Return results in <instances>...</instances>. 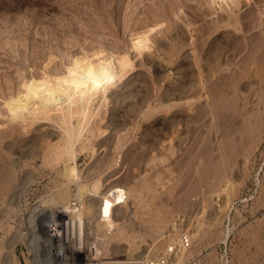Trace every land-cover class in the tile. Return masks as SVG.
Instances as JSON below:
<instances>
[{
	"label": "rangeland",
	"instance_id": "rangeland-1",
	"mask_svg": "<svg viewBox=\"0 0 264 264\" xmlns=\"http://www.w3.org/2000/svg\"><path fill=\"white\" fill-rule=\"evenodd\" d=\"M75 58L109 66L82 125L79 94L70 119L68 98L11 122L27 79L62 82ZM0 113V264L42 263L33 228L49 214L80 220L95 259L107 238L104 264L156 256L181 232L192 247L173 264H217L225 241L232 264H264V0H0Z\"/></svg>",
	"mask_w": 264,
	"mask_h": 264
},
{
	"label": "bare ground",
	"instance_id": "bare-ground-1",
	"mask_svg": "<svg viewBox=\"0 0 264 264\" xmlns=\"http://www.w3.org/2000/svg\"><path fill=\"white\" fill-rule=\"evenodd\" d=\"M142 41V40H141ZM6 42V41H5ZM8 42V41H7ZM144 42V41H143ZM138 43V42H137ZM141 42H139V46L142 44H140ZM10 45V44H9ZM136 46L135 45V47H139V46ZM143 45V44H142ZM142 47V46H141ZM80 56V55H79ZM78 56V57H79ZM84 57V56H83ZM80 58V57H79ZM89 58V57H88ZM96 58V57H95ZM52 61V60H51ZM53 62V61H52ZM55 62V61H54ZM124 62V61H123ZM98 63V62H97ZM110 63V62H109ZM64 64V63H63ZM100 64V63H99ZM106 64H108V62L106 63ZM62 65V64H61ZM123 65H125V64H123ZM129 65V64H128ZM48 67V66H47ZM65 67V66H64ZM125 67H126V65H125ZM70 68V67H69ZM49 69V68H48ZM123 70L124 69H126V68H122ZM49 71V70H48ZM48 71H46V72H48ZM69 71V73L67 74L68 76L66 77L65 76V78L64 79H62V82H61V80L60 79H57V80H54V81H56V82H54L55 84H52L51 82H52V79H50V77H48L49 79H47L46 77V80H44L43 79V81H39V79H37V81H36V79L34 80L33 79V77H32V81H28L29 80V78L27 79V82L26 83H24V88H26L28 91L24 94H20V95H18L17 96V98H15V99H10L11 101H10V106L12 107V110L11 111H9V109H8V111H9V113H10V115H11V122H13V123H17V124H20V125H22L23 127H25V128H27V126H28V123L30 122H32V120H35V117H33V115H34V112H39V111H46V110H53V111H56V110H59L60 108H61V110H62V108L63 107H61V105L62 104H64V103H62L65 99H68V98H71L73 101H74V103H73V105H72V107H71V105L69 106V108H66L64 111H65V115H66V117L68 118V119H70L71 117H73L74 116V114L75 115H78L77 114V111H76V109L78 108V107H75V97L79 94V95H81V96H83L84 97V103H86L84 106H81V108H82V111H84V113H82V115L81 114H79V115H81V118H79V119H81L80 120V125H82V123H83V120L85 121V116H87L88 114V110H89V108H87V105L89 106V103L88 102H90V101H88L89 100V98H88V96H86V93H87V89H89V91H91V89H93V87L96 85V81H95V77H98V82H97V84L100 86V87H103V86H106L107 84H109L110 82H109V77H108V71H109V66L108 65H93V63L90 61V60H88V59H76L75 58V60H74V64H73V66L70 68V70H68ZM125 71V70H124ZM122 73V72H121ZM46 74V73H45ZM124 75V74H123ZM6 80V79H5ZM49 80H51V82L49 81ZM26 81V80H25ZM49 81V82H48ZM61 82V83H60ZM12 83V82H11ZM23 86V85H22ZM23 88V87H22ZM99 88V87H98ZM104 89V88H103ZM92 92V91H91ZM18 93V92H17ZM94 93V92H93ZM93 93H91L90 95L92 96V94ZM89 95V96H90ZM16 97V96H15ZM91 100V99H90ZM4 103V102H3ZM81 105V104H80ZM64 106V105H63ZM65 106H67L68 107V105H66L65 104ZM77 106V105H76ZM3 107H5V105H3ZM70 107H71V109L72 110H70ZM79 109V108H78ZM50 110V111H51ZM8 111H6V109H5V112H8ZM76 111V112H75ZM80 111V110H79ZM47 112V111H46ZM49 113H51V112H49ZM59 113V112H58ZM79 113V112H78ZM1 114V113H0ZM48 114V113H47ZM47 114H46V116H47ZM60 114V113H59ZM6 115V114H5ZM9 115V116H10ZM38 116V115H37ZM8 117V116H7ZM43 117V116H42ZM53 117V116H52ZM60 118V117H59ZM64 118H65V116H64ZM87 118V117H86ZM41 119H43V118H41ZM46 119V118H45ZM50 119V118H49ZM52 119V118H51ZM61 119V118H60ZM39 120V119H38ZM38 120H35L36 122L38 121ZM65 121H67V119H64ZM88 120V119H87ZM40 121V120H39ZM53 121H54V119H53ZM60 122H62V121H60ZM64 122V121H63ZM8 123V122H7ZM42 123V122H41ZM65 123V122H64ZM66 123H68V122H66ZM78 123V122H77ZM77 123H76V125H77ZM36 124V123H35ZM30 125V124H29ZM33 125H34V123H33ZM75 125V126H76ZM17 126V125H16ZM32 126V125H31ZM29 127V126H28ZM21 128V130H22V127H20ZM24 128V129H25ZM74 128H76V127H74ZM82 128H84V127H82ZM11 129H13V128H11ZM24 129H23V131H24ZM60 129V128H59ZM20 130V131H21ZM26 130H29V128L28 129H26ZM25 130V131H26ZM47 130V129H46ZM64 130V129H63ZM82 130H84V129H82ZM12 131V130H11ZM23 131H22V133L21 134H23ZM66 131V130H65ZM74 131H77V132H74V134L75 135H78V134H80V131H81V127L80 126H78L77 125V129L75 130L74 129ZM91 131V130H90ZM13 132V131H12ZM82 132H84V131H82ZM16 133V136H17V133H18V130H17V132H15ZM13 134V133H12ZM12 134H10L11 136H12ZM27 134V133H26ZM68 134V133H67ZM14 135V134H13ZM25 135V134H24ZM41 135H43V134H41ZM48 135V134H47ZM87 135V134H86ZM6 136V135H5ZM16 136H14V137H16ZM27 136H28V134H27ZM38 136V135H37ZM56 136V135H55ZM69 136V135H68ZM78 136H81L82 137V134H80V135H78ZM41 137V136H40ZM50 137V136H49ZM66 137V136H65ZM76 137V136H75ZM74 137V138H75ZM92 137V136H91ZM3 138V137H2ZM77 138V137H76ZM83 138V137H82ZM81 138V139H82ZM5 139V138H4ZM60 139V138H59ZM87 140V139H86ZM50 141V140H49ZM60 141H61V139H60ZM51 142V141H50ZM49 142V143H50ZM58 142V141H57ZM41 143V142H40ZM59 143V142H58ZM51 144V143H50ZM57 145H59V144H57ZM48 146V145H47ZM55 146V145H54ZM49 147V146H48ZM52 147H53V144H52ZM60 147V148H59ZM58 147V149H56L55 147V149L57 150V152L58 151H60V150H62L63 152H66V153H69L68 151H67V149L66 148H61V146H59ZM36 148V147H35ZM49 148H51V147H49ZM48 148V149H49ZM25 149V148H24ZM70 149V148H69ZM36 150V149H35ZM52 150H53V148H52ZM32 151V150H31ZM50 151V150H49ZM54 152H55V150H53ZM82 151V150H81ZM60 153V152H59ZM71 153V152H70ZM49 155H50V153H49ZM33 156V155H32ZM57 156V155H56ZM58 156H59V154H58ZM68 156H71L70 154L68 155ZM32 158V157H31ZM41 158V157H40ZM60 159L61 158H59L58 157V160L60 161ZM71 160H72V157L70 158ZM57 161V160H56ZM45 162V161H44ZM72 162V161H71ZM71 166V165H70ZM67 169V168H66ZM65 173H66V171H65ZM65 173H64V175H65ZM67 178L69 179V180H73L74 178H75V169H74V166H72L71 168H69V170H68V172H67ZM67 179V180H68ZM68 180V181H69ZM70 181V182H71ZM99 183V182H98ZM99 187L96 185V183L90 188H87V187H85V186H81V187H79L78 188V190H77V192L75 193V198L77 199V200H81L83 197H85V195L87 194V193H90V195L91 196H98L99 195ZM62 192V191H61ZM100 197H102V193H101V196ZM118 197L117 196H115L114 194L113 195H109V196H106V197H104L103 198V201L105 202V203H107V206H108V204H109V206H111L112 204L114 205L115 204V201H116V199H117ZM109 206H108V208L107 209H110L109 208ZM63 208H64V206H63ZM105 208H106V205H105ZM104 208V209H105ZM111 209H113V207L111 208ZM75 210V208H74V206H71V208L69 209V205H66L65 206V209L64 210H62V212L60 213V217H65V216H67V215H65V212L66 213H68V212H72V211H74ZM46 211H48V210H45V209H43V210H41V213L44 215V212H46ZM103 211V210H102ZM101 211V212H102ZM111 211V210H110ZM109 211V212H110ZM105 212H106V210H105ZM104 212V213H105ZM104 213H103V216H104ZM48 214H49V211H48ZM69 214V213H68ZM102 214V213H101ZM107 214V213H106ZM105 214V215H106ZM110 214V213H109ZM109 214H107V215H109ZM112 214V213H111ZM50 216V214L47 216V217H44L43 219H41L40 221H39V223L38 224H35L34 225V237H35V239L40 243L41 242V248H40V252L37 250H35V252H34V254L39 258V260L42 262L41 264H52V259H51V257H50V254H49V245H50V242L53 240V242H58V246H59V249H60V251H62L63 249H65L66 250V252H67V249H66V246H65V243H67L66 242V237H65V233H67V237H68V240L70 239V234H71V230H73V232H74V234H76V235H80V229L82 228V222L79 220L78 221V219H76L75 221L73 220V221H70V220H66L65 221V223L63 224V222H62V220L60 219H58V217L56 218V217H49ZM111 216V215H110ZM43 217V216H42ZM49 217V218H48ZM68 217V216H67ZM72 220V219H71ZM52 230H57L56 231V235L53 237V239H52V237L49 235L50 234V232L52 231ZM60 230H61V234H59V232H60ZM67 230H68V232H67ZM57 232H58V234H57ZM137 234V233H136ZM186 234L189 236H187L188 237V242H189V247L187 248V247H183V248H180V253H182V252H184V251H188V250H190V248L192 247V240H191V236H190V234H188L187 232H186ZM60 236H62L61 238H60ZM104 238H105V236H104ZM107 238H105V240H106ZM83 240H87L86 239V237H85V239H84V237H83ZM104 239H102V238H99V240H97L96 242L97 243H95V247H97V249L99 250V257L100 258H102V259H107L110 255H109V253H110V251H109V244L105 241ZM89 241V240H88ZM107 241H108V239H107ZM110 241V240H109ZM176 241H178V240H176ZM175 241V242H176ZM93 242H95V241H93ZM174 242V243H175ZM174 243H170V244H168L167 246H166V248H165V251L164 252H166L167 251V249L169 248V247H173V245H174ZM38 244V243H37ZM218 245V244H217ZM185 246V245H184ZM89 247H90V244H89ZM135 247V246H134ZM129 250V249H128ZM68 253V252H67ZM90 253L93 255V253H92V250L90 251ZM179 253V254H180ZM179 254H177V255H179ZM94 257V256H93ZM110 258V257H109ZM140 258L138 257V259L137 258H134V259H132V261H130V263L129 264H140L139 262H138V260H139ZM104 260V263H107V261L109 260V259H107L106 261ZM191 260H194V263H192V264H201V260L199 259H197V258H190V260L189 261H191ZM188 261V262H189ZM112 262V261H111ZM187 262V264H191V263H188ZM113 263V262H112ZM37 264H39L38 262H37ZM171 264H173V262L171 263Z\"/></svg>",
	"mask_w": 264,
	"mask_h": 264
},
{
	"label": "built area",
	"instance_id": "built-area-1",
	"mask_svg": "<svg viewBox=\"0 0 264 264\" xmlns=\"http://www.w3.org/2000/svg\"><path fill=\"white\" fill-rule=\"evenodd\" d=\"M264 142V140H263ZM264 152V146L263 149L260 151V156H262ZM256 193V188H249L247 190L246 195L248 197H253V195ZM57 230H52L50 232V236L53 237L56 235ZM58 234V232H57ZM61 234V230L59 232ZM58 234V235H59ZM66 237V242L65 246L66 249L68 248L70 251L68 253L66 252L65 249L60 251L58 242H53V240L50 242L49 245V254L52 259V264H79V262H76L74 260V256L77 255H82L83 258V263L82 264H104V260L102 258H94L93 255L90 253L92 248L89 247V243L85 241L84 244L81 242L82 241V231L80 229V235L74 234L73 230H71L70 234V239L68 240L67 233H65ZM188 235L186 232H181L177 238L178 241L175 242L173 247H169L166 252H161L160 254L156 256H142L138 262L140 264H171L174 259H176L177 254L180 253V248L183 247H189V242H188ZM62 236H60L61 238ZM225 242H220L219 245V250H218V263L217 264H232L231 261V256H230V251L229 247ZM185 245V246H184ZM222 245V247H221ZM188 263H194V260L189 261Z\"/></svg>",
	"mask_w": 264,
	"mask_h": 264
}]
</instances>
